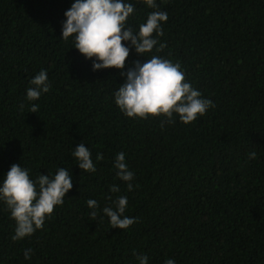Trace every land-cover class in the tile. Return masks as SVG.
<instances>
[{
  "label": "trees",
  "instance_id": "obj_1",
  "mask_svg": "<svg viewBox=\"0 0 264 264\" xmlns=\"http://www.w3.org/2000/svg\"><path fill=\"white\" fill-rule=\"evenodd\" d=\"M73 2L0 0V185L14 163L33 180L64 167L73 182L43 229L22 240H12L15 221L0 201V264H139L138 255L148 264H264V0H156L168 13L156 37L167 47L138 54L123 42L124 71L163 56L215 104L192 123L175 117L163 128V117L125 116L114 93L126 77L114 67L93 71L74 37L61 38ZM124 2L134 5L127 25L138 32L155 9ZM42 69L50 91L28 101ZM80 143L96 172L79 168L72 152ZM120 152L135 174L132 191L116 176ZM118 196L128 200L124 215L138 218L128 229L111 228L102 211ZM89 199L99 203L96 220Z\"/></svg>",
  "mask_w": 264,
  "mask_h": 264
},
{
  "label": "clouds",
  "instance_id": "obj_2",
  "mask_svg": "<svg viewBox=\"0 0 264 264\" xmlns=\"http://www.w3.org/2000/svg\"><path fill=\"white\" fill-rule=\"evenodd\" d=\"M149 8L155 9L147 16L146 23L139 26L135 32L127 25L128 18L134 13V5L124 0H74L71 7L65 11L66 20L62 22V36L64 41L74 37V47L87 59H92V70L116 68L120 75L126 77L118 90L115 91V103L120 111L133 119L147 120L150 117H163L161 128L165 123L179 121L188 124L205 115L209 108H214L212 100L202 96L186 79V73L179 62L160 55H153L145 62L133 61V66L127 71L126 60L130 55V47L138 54L157 53L167 45L159 43L156 37L162 36V22H167L168 13L159 10L156 0H144ZM159 45L158 47H156ZM94 58V59H93ZM32 87L26 90L28 101H36L42 93L50 91L47 71L41 70L30 81ZM23 109L24 105H20ZM39 106L32 104L29 112L37 113ZM78 161L80 169L96 172L92 153L84 143L78 144L72 152ZM252 152L250 158H255ZM103 154L97 153L96 160H103ZM114 167L116 176L128 182L127 188L133 190L131 181L135 178L125 162V153L116 155ZM30 169L11 165L0 185V201L10 210L11 218L15 221L13 241L22 240L33 235L38 229H43L46 220L54 212V208L63 205L64 197L73 188L72 175L69 170L59 167L54 176L40 174L35 180L30 178ZM110 192L120 191L117 185H111ZM107 199L112 200L109 196ZM115 208L105 206L102 211L109 217L111 228L128 229L138 222V218L128 217L124 212L128 205L126 196H118L113 201ZM90 218L96 220L99 203L89 199ZM102 219V217H101ZM32 249L25 250V258H31ZM139 264H148L146 255H138ZM164 264H175L171 258Z\"/></svg>",
  "mask_w": 264,
  "mask_h": 264
}]
</instances>
